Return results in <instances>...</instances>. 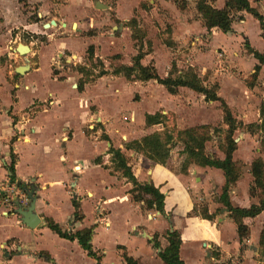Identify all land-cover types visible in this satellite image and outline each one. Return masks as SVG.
I'll return each instance as SVG.
<instances>
[{
	"label": "crops",
	"instance_id": "crops-1",
	"mask_svg": "<svg viewBox=\"0 0 264 264\" xmlns=\"http://www.w3.org/2000/svg\"><path fill=\"white\" fill-rule=\"evenodd\" d=\"M112 1L113 5L103 0H24L38 8L34 21L25 17L20 22L21 31L30 36V52L25 57L16 56L14 50L9 52V59L18 63L14 67L0 60V180L10 175L7 166L13 156L14 180L27 185L35 197L39 224L28 228L16 213L17 205L0 204V264H96L76 240L51 231L47 219L72 234L94 226L91 247L101 257V264H125L123 253L138 264H164L159 252L167 247L166 233L173 231L180 236L183 264H263L259 241L264 210L254 218L243 219L248 235L241 242L236 224L219 201L225 185L221 170L191 164L181 171L183 147L176 155L171 149L165 165L124 148L128 142L166 128L183 131L208 126L212 136L219 125L227 128L219 103L206 102L203 95L184 87L171 95L155 81L129 82L113 76L109 67L113 57L119 65L131 66L139 49L147 46L150 50L142 51L140 64L152 65L160 78L168 75L172 64L179 71L192 68L200 78L210 69L211 79L218 86L217 96L224 100L238 126L232 158L241 173L228 191V201L233 208L249 209L259 204L258 194H250L251 164L259 158L264 163L262 134L247 128L260 124L264 103V67L249 51L264 52L259 22L249 13L238 12L231 32L224 34L217 28L208 31L197 11V0H179L183 8L175 0H148L154 20L142 22L138 18L137 28L153 25L162 38L149 40L151 47L145 41L137 47L127 23L135 12L143 17L140 4L145 0H134L133 4L132 0ZM226 1L207 0L217 10H222ZM248 1L264 17V0ZM14 4L22 5L18 0H0V9ZM11 15L14 17L13 12ZM239 16L243 19L238 20ZM5 17L10 20L9 15ZM46 24L51 25L45 28ZM19 35L11 38L16 46L22 38ZM126 45L130 48L127 55ZM90 46L94 61L99 60L110 72L94 83H78L82 75L65 70L72 65L69 59L82 64ZM158 56L164 58V75L158 71ZM53 65L59 68L56 72ZM19 67H25L23 74H17ZM112 82L128 89L126 101L134 104L130 110H123L118 101V87L114 95L101 90L102 83ZM107 103H112L114 115ZM34 104L45 109L25 124L31 129L25 140H13V125ZM155 114L170 121L146 126L145 116ZM111 146L126 157L138 183L151 184L164 196L162 212L133 200L129 194L132 185L112 170ZM205 150L209 156L224 159L214 138L205 144ZM97 158L101 164L94 162ZM72 200L80 205L81 221H72ZM86 205L91 209L89 215ZM66 213L69 217L63 219ZM154 235H158V249L151 242Z\"/></svg>",
	"mask_w": 264,
	"mask_h": 264
},
{
	"label": "trees",
	"instance_id": "trees-1",
	"mask_svg": "<svg viewBox=\"0 0 264 264\" xmlns=\"http://www.w3.org/2000/svg\"><path fill=\"white\" fill-rule=\"evenodd\" d=\"M259 2L260 0H254ZM20 4H23L24 0H18ZM177 4L179 0H175ZM181 5V6H180ZM178 5L180 8L184 7V3ZM197 11L203 19L205 28L210 31L212 28H217L222 33L226 34L231 32V24L235 20V14L238 12L249 13L255 18L261 29V37L264 40V17L260 15L255 9H253L248 0H227L225 7L222 10L213 8L207 0H197ZM243 17L239 16L238 20H242ZM258 61L260 66L264 67V52L258 53L249 50ZM87 59L94 61V49L92 46L88 47ZM141 50L138 51L137 55L132 58L131 66H119L112 71L113 76H122L127 81H155L157 84L163 86L167 92L171 95L177 93V89L180 87L188 88L198 94L204 96L206 102H218L220 109L223 114V124L227 127L224 132V138L218 144L219 150L224 154V159L220 160L209 156L205 150V144L211 140L210 130L208 126H200L183 131H176V140L182 144L183 154L185 155L184 163L181 167V171H186L188 166L195 164L200 167H213L223 172L225 178V185L221 196L219 197L220 203L227 209L230 217L234 221L237 227L240 240L247 237L248 228L243 223L245 218H254L264 210V163L259 158L256 159L250 168V173L253 178V185L250 188L251 196L258 194L259 204L251 206L249 209H238L233 208L228 201V191L230 187L238 180L241 169L233 161L232 155L236 150V143L234 141V133L238 126L235 119L233 118L229 108L227 107L224 100L217 96L218 86L216 84L205 87L203 80L198 74L192 69L188 68L185 71H179L172 64L171 70L165 78H160L152 65L142 66L140 64L143 58ZM99 64L100 70L93 77V80L101 78L108 74L104 70L103 64L99 60H95ZM76 70L84 77L87 75L85 69L77 66ZM259 66L255 67L257 73ZM91 75V74H89ZM92 81V80H91ZM87 83V82H83ZM83 85L81 84V87ZM80 87V88H81ZM261 122L259 125H250L247 128L258 129L262 134V141L264 142V103L260 107ZM165 116L160 114L146 115L145 124L146 126L159 125L163 123ZM208 130L207 133H201V131ZM216 132V128L213 129ZM252 132V131H250ZM106 141L109 139L106 136L102 137ZM174 137L172 132L164 131L161 133H153L146 135L139 140H134L125 144V150L133 151L138 154H142L152 162L165 165L169 159L170 151L173 146ZM108 154L111 156L112 170L113 172L120 173V175L132 185V189L129 191L135 202H143L147 209L155 208L162 212L164 196L156 189L153 185L140 184L136 181L132 174L131 168L128 165L126 157L122 154L119 149H115L112 146L108 150ZM96 164H101V160L97 158L94 161ZM14 158L11 156V163L7 166L10 173L11 179L14 180ZM19 187L22 190L29 191L27 185L18 182ZM148 197V198H147ZM72 206L74 209L72 221L78 222L83 219L80 212V205L76 200H72ZM46 226L59 235V237L74 241L76 240L80 247L87 252V255L95 260L96 264H101V257L93 252L91 247V238L95 227L86 228L75 233L62 231L60 227L55 224L52 220H46ZM158 235H154L151 240L153 247L156 249L160 248V244L157 241ZM167 247L159 252V257L164 264H183L179 257V247L181 244L180 236L176 231L166 233ZM259 256L263 259L264 264V229L260 235L259 241ZM125 264H138L135 260L128 257L125 253L122 255Z\"/></svg>",
	"mask_w": 264,
	"mask_h": 264
},
{
	"label": "rangeland",
	"instance_id": "rangeland-1",
	"mask_svg": "<svg viewBox=\"0 0 264 264\" xmlns=\"http://www.w3.org/2000/svg\"><path fill=\"white\" fill-rule=\"evenodd\" d=\"M103 1H105L109 4L112 3V5H113L112 0H103ZM57 3L61 4V1H58ZM133 3H134V0H132L130 2V4H133ZM154 3H156V0H154ZM180 4H183V3L179 2L178 5H180ZM140 7L142 10H144V13H145L143 15V17L141 18L140 17L141 15L138 12H135L133 14V17L131 16V19L128 21L127 24L130 25L132 30H133L132 38L135 41V46L142 47L141 44L145 41L146 43L148 42L150 47H151V43L149 40H151V39L157 40V39L162 38V37H161V34L159 31H154L152 29L153 25L152 26L151 25H148V26L144 25L143 27L137 28V22H138L137 19L138 18H140L142 20V22H143V20H151V22H153V20H154L152 14L150 13V8H149V7H152V5L148 2V0H145V2L141 3ZM11 12L14 13V17H12V18H11V16H12ZM37 12H38V8L36 5H28L25 2L20 7L17 6L16 4H14L13 7L8 6L5 9H3V8L0 9V60L2 61L3 64L6 63V65H7L9 62L10 64H12L13 67L18 65V63H16V60H14V59L10 60L9 55H8L9 52L15 50V48L17 47L15 45V43H14L15 41L13 39L15 38V34H20L19 37L20 38L22 37L20 40V44L28 45V42L30 40V36L21 31L22 28L20 26V22H23L25 20V17L27 18L26 19L27 21H34L35 20L34 18L37 17ZM6 15L7 16L9 15L10 20L7 21V19L5 17ZM155 23H156V21H155ZM158 29H160V28L158 27ZM11 38H13V39H11ZM36 44L39 45L38 42H36ZM128 46L127 45L125 46V49H124L125 55H127L128 51L130 50V48ZM190 47H192V46H190ZM10 48H11V50H10ZM203 48H204L203 46L200 47V49H203ZM103 50H104V52L108 53V50L106 48H103ZM143 50L149 51L150 49H148V47L146 46V48H144ZM143 50L141 49V51H143ZM186 52H188V51H186ZM115 61H117V59L113 57L111 60V63L109 64V67L111 69L110 70L111 73L115 68L121 66L118 63H116ZM163 62H164V58L162 56H158V63H159L158 71H159L160 75H164ZM77 66L84 68L85 72H87V75L82 77V79L80 81H78V83L82 81V82H87L86 84H91V83H94L96 81V80H93V77H95L96 74L100 70L99 64L97 62L89 61L87 59V57H85L84 62H82V64H80V65L77 64L76 66L70 65V66H68L67 70H65L66 68L64 70L67 73H72L73 70H76ZM53 70L55 72L57 71V68L55 65H53ZM185 70L186 69H184L183 71H185ZM110 71H108V72H110ZM89 74H91V75H89ZM211 74L212 73H211L210 69H207L204 76L201 77L202 80L204 81V84H207V86H212L213 84H216V82L211 79ZM129 82H132V81H129ZM115 87H118L120 90V92L117 95L120 96V99L118 101L119 102L121 101L123 110H125V111L130 110V108L133 107L134 104H128L126 101L129 98V96L127 95L128 89H125V88L123 89L122 84L117 83V82H112V83H108V84H106V83L101 84V90H104V92H106L109 95H114L113 90ZM134 89L136 90V88H134ZM133 97L135 99L137 97V95L134 94ZM106 107L111 114H113V115L115 114V111L112 107V103H107ZM219 108H220V106H219ZM18 120H20V118ZM169 121L170 120L167 119V117H165V120L163 121V125H164V122H169ZM220 126H222V125H219L218 126L219 128H216L217 129L216 132H214L213 135L211 136V139L214 138V141H216L217 144H220V142L224 138V132L226 130V129H221ZM165 130L172 132L173 137H174V141L172 143L173 144L172 149H173V152L175 153V155L179 154L181 149H182V144L177 143L176 130L173 128H170V129L166 128ZM207 132H209L207 129L204 131H201V133H207ZM210 132H211V130H210ZM155 133H157V132H155ZM12 138H13V140H15L16 137L13 136ZM13 140L11 142H14ZM122 142H125V139H123ZM85 209H86L87 214L89 215L90 214L89 211H91L90 206L86 205ZM100 209H101L100 207L97 208V210H100ZM68 217H69L68 213H66V214H64L63 219L68 218ZM63 225H64V223L62 224V226Z\"/></svg>",
	"mask_w": 264,
	"mask_h": 264
},
{
	"label": "built area",
	"instance_id": "built-area-1",
	"mask_svg": "<svg viewBox=\"0 0 264 264\" xmlns=\"http://www.w3.org/2000/svg\"><path fill=\"white\" fill-rule=\"evenodd\" d=\"M75 61V59H69V63L71 62L74 66L77 65V62ZM58 69L59 68H57V70ZM40 105L34 104L32 108L27 110L26 115L23 116L19 122H16L13 125L14 137L21 140H25L27 138L28 134L31 133V129H28L25 124L29 121L32 115L37 113V111L45 109L44 106ZM0 166L3 167V163L0 162ZM28 194L29 191L22 190L21 187H19L18 182L11 179L10 175H6L0 180V204L3 207H15L16 205H19L22 208H27L30 199Z\"/></svg>",
	"mask_w": 264,
	"mask_h": 264
},
{
	"label": "water",
	"instance_id": "water-1",
	"mask_svg": "<svg viewBox=\"0 0 264 264\" xmlns=\"http://www.w3.org/2000/svg\"><path fill=\"white\" fill-rule=\"evenodd\" d=\"M98 8L99 6L96 5ZM54 23V22H52ZM51 24H46L45 28H48ZM54 25V24H53ZM30 52V49L27 45L18 44L14 50L16 56L25 57ZM25 67H19L17 69V74H23ZM34 192V189H32ZM30 198V204L27 208H22L18 205L17 214L21 217V222L27 226L28 228H35L39 224V219L35 214V197L32 196V192L30 191L28 194Z\"/></svg>",
	"mask_w": 264,
	"mask_h": 264
}]
</instances>
